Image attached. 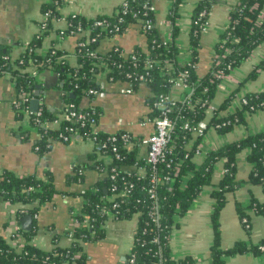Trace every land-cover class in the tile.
I'll return each mask as SVG.
<instances>
[{
    "label": "trees",
    "instance_id": "obj_1",
    "mask_svg": "<svg viewBox=\"0 0 264 264\" xmlns=\"http://www.w3.org/2000/svg\"><path fill=\"white\" fill-rule=\"evenodd\" d=\"M126 1V9L122 10L120 5L112 15L103 14L93 18L81 14L69 15L67 27L63 30L56 29L54 23L61 16L65 0L43 2L40 8L43 20L38 23L41 30L21 55L13 59L9 52L0 53V74L8 73L17 91L15 101L19 105L14 103L16 117L22 119L25 110L30 112V123L38 129L36 146L41 153L47 151L53 141H67L72 135H77L94 140L96 145L105 142L102 153L110 155L108 162L98 159L101 152L97 150L90 155L92 163L89 167L104 171L106 177L83 192L85 201L81 211L73 214L75 226L67 231L73 240L71 244L61 245L60 237L55 236L51 249L40 248L31 242L34 232L23 231L24 244L14 246L0 235V264H87L84 243L104 237V224L110 213L119 220L131 219L139 213L133 245L125 264H190V260H175L170 254L175 216L184 214L204 187L212 183L213 171L220 161L225 171L212 190L214 237L210 264H224L225 256L246 250L241 241L228 249L221 248L219 217L226 194L236 190L241 183L237 179L236 158L239 152L249 150L247 158L252 167L248 182L261 184L264 188V131L248 134L210 151L199 166L193 159L196 149H188L187 145L199 123L205 120L223 75L245 62L264 42V0H237L230 5L229 20L214 46L216 56L209 71L202 76L197 72V63L203 24L208 20L211 8L207 0L198 3L194 9L190 30L191 58L184 63L178 61L179 50L173 40L163 43L154 12L144 7L152 0ZM181 1L173 0L169 14L173 22V39L178 34L174 23ZM149 19L150 26L147 24ZM97 21L101 24H95ZM132 23L141 24V30L147 37V49L137 46L128 54L120 46L104 54L97 51L101 39L123 34ZM53 32L59 38L78 34L75 51L71 53L59 48L58 40L53 39L49 49L41 52L45 39ZM81 42L82 45L79 44ZM259 68H264V59L248 77H254ZM46 69L58 75L56 86L61 90L64 102L61 115L54 114L43 104L36 111L30 109L31 98L37 88L36 74ZM102 71L107 72L111 81L128 82L133 91L142 83L146 84L152 92L149 97L151 120L161 113L157 104L170 95L176 81L182 79L189 86L190 90H185L181 99L164 101L174 126L163 160L151 163L147 155L141 156L142 141L130 132L109 134L95 130L101 110L96 106L82 107L81 101L84 96L94 97L91 90L101 91L98 75ZM141 75L144 79H140ZM24 93L29 95L24 96ZM234 93L222 102L221 108L232 102ZM244 99L246 102L242 101L239 108L226 116H219L216 111L209 125L221 132L228 131L243 121L245 112L264 108V91L248 93ZM71 112L83 116H71ZM56 121L59 125L56 129L47 125ZM124 133L129 137H121ZM114 135L117 139L111 140ZM131 165L134 170L125 168ZM85 168V165L77 167L73 180L82 182ZM51 175L47 172L43 178L19 177L5 172L0 175V196L11 203L29 204L27 211L34 216L40 205L50 201L56 193ZM249 209L264 216V200L252 198L247 206L238 205L239 216L247 229L250 227ZM262 246L264 238L251 248L264 253Z\"/></svg>",
    "mask_w": 264,
    "mask_h": 264
},
{
    "label": "crops",
    "instance_id": "obj_2",
    "mask_svg": "<svg viewBox=\"0 0 264 264\" xmlns=\"http://www.w3.org/2000/svg\"><path fill=\"white\" fill-rule=\"evenodd\" d=\"M49 0H0V53L9 52L13 59L18 58L33 38L41 30L38 23L43 20L40 11L43 2ZM124 0H65L60 18L54 27L63 30L67 27V17L81 14L87 18L97 15H112ZM203 0H182L177 6L175 25L178 34L173 39V22L169 17L173 0H154L155 22L162 40H173L178 46V61L184 63L191 58L190 30L194 9ZM211 4L207 25L201 32V46L198 51L197 72L200 76L207 73L215 58L214 46L220 33L229 20L230 5L237 0H207ZM78 34H70L59 38L52 33L45 39L41 52L50 47L51 40L57 39L59 48L73 53L78 44ZM115 46H120L125 54L135 47L147 49V37L141 30L140 23H132L121 35L105 37L98 42L97 51L104 54ZM264 59V42H262L243 62L228 75L224 76L217 87L207 110L205 121L208 126L202 134L193 133L187 148L196 149L194 162L199 166L207 154L218 147L241 139L248 134L264 131V108L245 112L243 121L236 123L228 131H218L209 120L217 111L219 116H226L240 107L243 97L251 92L264 91V68L257 69L254 77L250 72ZM103 89L93 98L84 96L82 107H98L101 117L95 126L96 131L104 133L130 132L142 141L140 155L148 152L146 138L154 131L153 121L149 115L152 106L149 97L151 89L142 83L136 91L124 92L130 84L126 81H111L106 71L98 75ZM58 75L50 69L36 74L37 88L32 100L37 98L39 105H45L51 112L61 115L64 102L61 90L56 86ZM182 86L173 87L171 98L179 100L184 95ZM235 92L234 99L225 108L222 102ZM17 91L13 79L8 73L0 74V175L10 172L19 177L37 176L43 178L45 173L52 175L56 193L53 198L40 205L32 216L27 209L29 204L11 203L0 196V235L12 245L13 233L19 230L33 231L31 242L44 249H51L54 237L59 236V244L69 245L72 238L67 231L75 226L73 214L81 211L84 204L83 192L93 187L106 177L104 171L89 167L92 163L90 155L96 151L92 139L72 135L67 141H53L50 148L40 152L36 141L38 129L30 123V112L22 119L16 117L14 101ZM30 109L31 103H30ZM34 111V110H32ZM47 125L58 128V121ZM249 150L238 153L237 179L239 187L226 194V202L220 212L221 248L228 249L237 241L245 244L246 250L224 257V264H264V253L251 247L264 238V216L249 209L247 211L250 227L247 229L238 212V205L247 206L252 198L264 200V188L261 184L248 182L251 163L248 161ZM98 154V153H97ZM98 159L105 162L109 158L98 154ZM85 165L83 181L73 180L76 168ZM88 166V167H87ZM134 170V166H126ZM223 162L216 164L212 174V183L206 185L194 199L188 210L175 216V224L170 236V254L175 260L188 259L190 264H210V249L214 231L211 220L214 198V184L223 176ZM141 172V171H139ZM138 214L131 219H116L112 214L105 221V235L97 241L84 243L87 264H125L126 256L133 245ZM31 216L29 228L25 226V218ZM18 228V229H17ZM22 230V232H21ZM25 238L22 235L20 245Z\"/></svg>",
    "mask_w": 264,
    "mask_h": 264
},
{
    "label": "built area",
    "instance_id": "obj_3",
    "mask_svg": "<svg viewBox=\"0 0 264 264\" xmlns=\"http://www.w3.org/2000/svg\"><path fill=\"white\" fill-rule=\"evenodd\" d=\"M121 5H122V10H125L127 7V1L124 0ZM144 7L146 8V10H148L150 12L155 11V5H154L153 0H152V3L146 4V5H144ZM120 20H122V18H120ZM149 23H150V19L147 20L148 26H150ZM95 24H101V22L97 21ZM206 25H207V21L204 22L203 29L205 28ZM169 41L170 40H163V43H168ZM79 44L82 45L83 43L81 42ZM115 47L117 48V46H115ZM220 76H221V74H220ZM140 79H144L143 75L140 76ZM176 86H182L185 90H190L189 86H187L185 83H183L182 79H179L178 81L175 82L173 87H176ZM100 88L103 89V84H101V83H100ZM123 91L127 92V93H131V92H133V89L130 85L126 89H123ZM90 92L93 94L98 93L96 90H91ZM28 95L29 94L24 93V96H28ZM167 100H169L171 102L177 101V100H173L171 98V95H167L166 97L162 98L160 102H158L157 107L159 109H161V113L151 120V121H153L154 131L145 140V142L147 143V147H148V152H147L148 161L151 163H156L159 160H163L164 154H165L166 149H167L166 145L170 139V132L174 126V121L169 115V109L166 108V105L164 103V101H167ZM242 101L246 102V99L243 98ZM14 103L16 106L19 105V103L17 101H15ZM27 113L29 114V111L25 110V114H27ZM37 114L40 115L41 112L38 111ZM69 115L73 116V115H76V113L71 112V113H69ZM76 116L78 118H82L83 114H79ZM36 120H37V118H36ZM185 126L188 127V124H186ZM207 126H208L207 122L205 120H203L199 123L198 128L195 130V132L202 134L205 131V129L207 128ZM34 127H36V126H34ZM121 137L127 138V137H129V134L124 133L123 135H121ZM116 139L117 138L115 135L111 137V140H116ZM94 143H95V141H94ZM105 145H106L105 142L102 143V145H96L95 144V149L97 151L101 152V154H103L102 150H103V147H105ZM113 150H116V148L113 147ZM103 155L108 157L110 160V155H108V154H103ZM73 220L76 223V220L74 218H73ZM21 236L22 235H21L19 230L14 231V233H13V239H14L13 241L15 242V243H13L14 246H16V245L21 246L19 244V242L21 241ZM261 249H264V247L262 246Z\"/></svg>",
    "mask_w": 264,
    "mask_h": 264
},
{
    "label": "water",
    "instance_id": "obj_4",
    "mask_svg": "<svg viewBox=\"0 0 264 264\" xmlns=\"http://www.w3.org/2000/svg\"><path fill=\"white\" fill-rule=\"evenodd\" d=\"M30 103H31V108H32V110L36 111L37 108H38V106H39L38 99L35 98V99L31 100ZM31 219H32L31 216H27V217L25 218V226H26V228H29L28 225H30V221H31Z\"/></svg>",
    "mask_w": 264,
    "mask_h": 264
},
{
    "label": "rangeland",
    "instance_id": "obj_5",
    "mask_svg": "<svg viewBox=\"0 0 264 264\" xmlns=\"http://www.w3.org/2000/svg\"><path fill=\"white\" fill-rule=\"evenodd\" d=\"M227 75H228V74H227ZM224 76H226V75H223V77H224ZM223 77H222V78H223ZM243 98H244V97H243Z\"/></svg>",
    "mask_w": 264,
    "mask_h": 264
}]
</instances>
